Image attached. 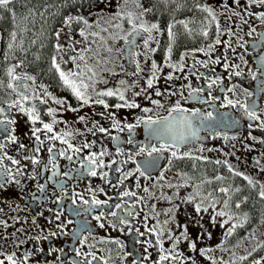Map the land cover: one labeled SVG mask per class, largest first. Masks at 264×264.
<instances>
[{
	"label": "flooded vegetation",
	"instance_id": "1",
	"mask_svg": "<svg viewBox=\"0 0 264 264\" xmlns=\"http://www.w3.org/2000/svg\"><path fill=\"white\" fill-rule=\"evenodd\" d=\"M45 1L49 0H20L12 2L10 10L0 9V121H5L0 124V144L5 145L0 150V172L11 169L9 175L19 181L0 188V260L8 264L6 257L12 255L16 264H203L189 244L211 232V224L198 219L213 217L223 208L217 201L236 206L235 198L241 193L243 212L261 214L264 208L260 195L264 190V77L257 66L264 52V23L257 15L264 7L248 6L247 0L239 5L233 0H78L55 8H29ZM203 2L207 5L198 6ZM205 7L213 10L215 19L203 11ZM21 17L24 22L14 29L12 20ZM68 17L74 18L70 26L65 23ZM141 23L158 25L147 47L148 33L139 29ZM35 26H39L36 32ZM252 28L255 31L249 35ZM53 60L60 71L73 74L70 79L78 86L87 85L81 87L89 98L87 104L64 85ZM153 61L159 70L149 88ZM8 69L19 79L9 76ZM117 89L139 107L117 108L124 103L118 96L98 95ZM157 90L162 95L157 96ZM100 99L107 108L96 103ZM228 100L238 103L233 107ZM177 102L187 111L171 112ZM240 104L254 108L258 119L250 120ZM32 108L39 116L35 123L26 114ZM145 108L150 111L144 112ZM193 112L198 115L193 117ZM208 113L211 119H206ZM173 116L188 117L196 137L179 144L178 151L173 147L149 157L150 146L171 143V138L149 136L138 118L162 122ZM45 123L52 125V132L43 128ZM129 124L138 126L130 133L125 127ZM33 128L41 130L40 142ZM174 129L181 130L180 125ZM183 131L190 135L186 127ZM13 135L15 142L10 140ZM54 135L61 139H53ZM140 147L146 150L137 155ZM172 151H177V157H172ZM93 154L104 164L96 167L95 176L81 167ZM26 156L39 163L33 165ZM9 157L19 160V165ZM153 158L157 165L145 171V162ZM18 168L22 175H16ZM220 185L227 191L221 193ZM93 199L102 203L93 204ZM252 200L259 204L251 210ZM183 226L188 240L180 236ZM243 227L245 232L248 227ZM169 233L180 237L175 248ZM162 254L170 258L161 262Z\"/></svg>",
	"mask_w": 264,
	"mask_h": 264
},
{
	"label": "snow or ice",
	"instance_id": "2",
	"mask_svg": "<svg viewBox=\"0 0 264 264\" xmlns=\"http://www.w3.org/2000/svg\"><path fill=\"white\" fill-rule=\"evenodd\" d=\"M12 2H13V0H0V9L10 10L8 8V6ZM233 2L235 4H237V5H239L240 0H233ZM247 4H248V6H251V5L264 6V0H247ZM246 10H247V7H246ZM145 11H149V9H145ZM203 11L207 12L209 16H211L213 19H215V15H214L213 10L211 8L205 7L203 9ZM234 15H240V13H234ZM248 15H253V13L248 12ZM257 18L262 23H264V12L259 13L257 15ZM73 19H74L73 17H68L67 20L65 21V23L70 26V24H71V22H72ZM241 19H242V21L244 23H247L246 20H243V17L242 16H241ZM185 27H187V25H185ZM139 29L142 30L145 33H148V38L145 40V46L146 47L148 46L149 40L152 39V35L151 34H152L153 30L159 31L157 24H151L149 26V25H146L144 23H141L139 25ZM136 30L137 29H136V27L134 25V31H136ZM254 31H255V28H252L251 31L248 34L251 35V33L254 32ZM81 34H83V33H81ZM230 34H234V33H231L230 32ZM12 35H13V37H15V33H13ZM129 35H131V33H129ZM168 35H169V38L170 39L173 37V33L171 31V28H169ZM203 35L207 36L208 33L207 32H204ZM238 39H240V38H238ZM220 42L221 41L219 40V38H217L216 41H215L216 44H219ZM240 46L243 47L244 45L241 44ZM9 47L11 48V45H9ZM212 47L213 46L210 45L209 46V49L211 50ZM232 50H233V52L235 51L234 48ZM151 51L154 52L155 49H151ZM171 51H172V49L169 46L168 49H167L168 57L169 58H170V55H171ZM81 59H83V57H81ZM240 59L243 60V57L241 56ZM215 62L218 63L219 61L217 60ZM261 64L264 65V60L261 61ZM170 66L175 67L174 65H170ZM53 67H55L56 70L60 73V78L63 81L64 85L67 86V87H69L71 89V91L73 92V94L76 96V98L78 100H81L84 104H87L89 102V98L87 96H85L84 92L81 91V87H84L86 89L87 88V85H80V86H78L77 83L74 80L70 79V76L73 75V74L70 73V74L66 75L64 72L60 71L59 66L56 64L55 60H53ZM227 67H228V65L225 64V68H227ZM235 67H239V65H236ZM137 68L139 70V65H137ZM151 69H152V73H153L152 78H150V79L147 80V85H148L149 88H151L153 86V81L157 78L156 77V73L159 70L158 69V66H157V64H156L155 61L152 62ZM89 71H91V69H89ZM13 72H14L13 69H8V75L9 76H11L13 79H19V77H15L13 75ZM235 74L236 75H241L240 72H236ZM26 78L27 79H33L30 76L29 77H26ZM167 78L168 79H172V76L169 75ZM252 78L253 79L256 78L255 77V74H253V77ZM214 82L215 81H213V83ZM121 83L123 84L124 82L121 81ZM8 87L11 88L12 85L9 84ZM209 87H211V85H209ZM229 91H232V89H229ZM98 95H101V96H109V97H111V96H118V99L121 100V101H123L124 103L123 104H117L115 106L117 108H120V107H130V108L139 107V105L136 104L135 102H129L125 98L124 93L122 91H120L119 89H117L116 91L108 90V91L99 93ZM137 95H139V93H137ZM156 95L157 96H160V95H162V93L157 90L156 91ZM248 95H251V93H248ZM25 99H27V97H25ZM57 103H63V102L62 101H57ZM96 103L103 104L105 108L108 107L107 103L104 100H102V99L97 100ZM152 103L155 104V105H157L158 107H163V105L158 100H153ZM227 103L228 104H231L233 107H235L238 102H235V101H232V100H228ZM240 107L244 108V110L247 113L248 118L250 120L258 119V117L256 115V111H255L254 108H249L248 106H246L244 104H240ZM21 110L22 111H25L22 106H21ZM49 111L51 113L52 110L50 109ZM143 111L144 112H148V111H150V109L145 108V109H143ZM170 111L171 112L183 113V112H185L187 110L180 108L179 103L177 102L176 106L174 108H172ZM0 112H3V109H0ZM34 113H35V108L28 109L26 111V114L29 116V119H31L33 121V123H35L36 120L39 119V116L38 115H34ZM197 115H198L197 112H193L192 113V116L193 117H195ZM211 118H212V114L211 113H208L206 119H211ZM80 119L83 120L84 117H80ZM2 123H5V121H0V124H2ZM7 123L12 124V123H15V121L9 120V121H7ZM140 123L144 124L147 127L149 136H152V137H155L157 139H160V138H162L165 135H169L170 138H171V143H163L162 142L159 147H156L154 145L150 146V150L148 151V156L149 157H152L153 153H162L164 151L170 150L173 147H176L177 148V151H178L179 144H182V143L186 142V140L188 139V136L183 131V129L185 127L190 131V135L192 137H196V130L193 129L192 121L188 117H181V119L178 121V123L180 125V128H181V130L179 131V133H177L176 131H174L175 125L172 122H168V123L164 124V126L162 128L161 127H153L154 125H161V121L154 120L151 117H148L146 119L145 118H138V124H140ZM138 124L137 125L129 124V125H126L125 127H127L128 130H129V132L131 133L132 129L134 127L138 126ZM115 126L116 127H119V123L116 122L115 123ZM43 128L45 130H47V132H52V125L51 124L45 123L43 125ZM99 130L101 132L105 131V129H103V128H100ZM5 131H8V130L5 129ZM40 131L41 130L39 128H33L32 129L33 135H35V138H36V140L38 142H40V136L37 133H39ZM52 138L53 139H61V137L55 136V135ZM114 139H116V138H114ZM10 140L12 142H15L16 141V137L14 135L13 136H10ZM62 142L63 143H67V141H65V140H62ZM129 143H132V140L131 139H129ZM68 146H69V148H72V145L71 144H69ZM87 146L88 145H85V147H87ZM4 147H5V145L0 144V150H3ZM19 147L20 148H24L25 145L20 144ZM145 150H146L145 147H140L139 152L136 153V154L139 155L141 153H144ZM37 151H39V150L37 149ZM48 151L51 152L52 149L49 148ZM74 151L79 152L80 149L76 148V149H74ZM177 151H172L171 152L172 157H177ZM61 155H63V152H61ZM101 155H104V153H101ZM9 159H11L12 164L19 165V163H20L19 160L12 159L10 157H9ZM25 159H31V162H32L33 165H36V164L39 163V160L37 158H35V157L30 158V157H27L26 156ZM67 159L71 160L72 157L71 156H68ZM2 161H3V157H0V168H3ZM113 162L115 163V161H113ZM157 162L158 161H157L156 158H153V159H151L149 161H146L145 162V171H147L148 168L155 167L157 165ZM217 163H219V161H217ZM81 167L82 168H85L88 171V174L89 175L95 176V175H97V172L95 170L96 167H104V164H103V161L102 160L101 161H98L97 158H96V156L93 154L92 156H89L87 158V163L86 164H83V163L81 164ZM136 170L137 171H140V167L138 166ZM229 170L231 171V168ZM11 171H12L11 169H4L2 172H0V180L3 181V182H0V188H2L4 186V183H8V182H15L17 184L19 183V181H14V178L9 175L11 173ZM22 174H23L22 173V170L18 168L17 171H16V175H22ZM55 175H57V173L54 171L53 172V176H55ZM65 175H67V173H65ZM104 175H106V173ZM127 175H131V173H128ZM140 175L141 176L145 175V172H140ZM237 175H239V173H237ZM5 176H8V179L7 180H4L3 179V177H5ZM31 178L32 179H35L36 177L35 176H32ZM245 179H248V182L250 184L252 183V180L249 179L248 177H245ZM39 187H40V191L43 192L44 191V185H40ZM262 187H264V186H262ZM101 191H102V189H101ZM146 191H147V189H146ZM221 191L222 192H226L227 190L226 189H221ZM125 195H129V193H125ZM260 195H261V197H264V190L261 191ZM189 199H191V198H189ZM84 203H87V201H84ZM92 203L93 204H100L102 202L99 201V200L93 199ZM225 207H227V202L225 203ZM236 207L239 208L240 205L237 204ZM196 211L197 212H200L201 211V208H200L199 205L196 206ZM204 211H207V209L205 208ZM129 214L131 215V213H129ZM111 215L112 216H116V213L113 212V213H111ZM217 215H219V216H225V215H227V213L224 212V211H221V212L217 213ZM59 218H60V214L58 213L57 216H56V219L59 220ZM229 218L231 219V217H229ZM95 219L100 220V217L97 216V217H95ZM246 219H247V217H245V220ZM119 222L120 223H126V221H124V220H120ZM69 223H71V221H69ZM223 223L224 224H227L228 221L225 220ZM103 226H104L103 224L100 225V227H103ZM221 226H223V224ZM59 227H61V229H62L63 228V225H60ZM201 227H202V225H201ZM236 227H237V225L236 224H233L232 227L230 229H228L227 235H231L232 232L234 231V229ZM183 228H184V230H183V232H181L180 236H182L185 240H188L187 226H183ZM152 231H155V230L153 229ZM51 235H56V233H51ZM37 239H39V238L37 237ZM169 239H174L173 248H175V245L180 242V237H173L171 233H169ZM157 243L160 244L161 251L163 252V245H162V243L159 240L157 241ZM189 247H190V249L192 251H195L196 250V243L195 242H191L189 244ZM77 254L79 255V252H77ZM200 254L201 255H204L205 254V251L204 250H201V253ZM0 255H2V253H0ZM89 255H91V253H89ZM176 255H178V254H176ZM176 255H172L171 258L172 259H175L176 258ZM93 258H95V257H93ZM169 258H170L169 255H163L162 254L159 259H160L161 262H163L165 260H168ZM6 259L8 261V264H16V261L13 259V256L12 255L7 256ZM241 259H244V257H241ZM0 264H5V262L3 260H0ZM193 264H195L194 261H193ZM213 264H215V262H213ZM256 264H259V262H256Z\"/></svg>",
	"mask_w": 264,
	"mask_h": 264
},
{
	"label": "rangeland",
	"instance_id": "3",
	"mask_svg": "<svg viewBox=\"0 0 264 264\" xmlns=\"http://www.w3.org/2000/svg\"><path fill=\"white\" fill-rule=\"evenodd\" d=\"M160 1L166 3L165 0ZM13 2L17 4L20 2V0H13ZM240 3H245V0H240ZM205 5H207V2H203L202 5L199 4L198 6L201 7ZM11 7L18 8L19 4L11 5ZM12 22L13 28L16 29L17 25H19V23H23L24 20L22 18L19 20L14 18ZM223 186L228 185L224 184ZM243 187L245 186L242 183L241 188ZM220 188L223 189L224 187L220 185ZM236 189L237 187L235 186L232 192H235ZM241 196L242 195L240 193V195L236 196L235 198L239 205H241L243 202V200L240 199ZM225 203L226 202L222 201V199L217 201V204L223 206V208H218L214 215H212L213 217L204 215L198 219V221H208L211 224V232L205 236H202L196 242V248L200 250L199 252L195 250L196 258H200L203 264H213V262H215V264H245L244 262L246 260L253 258L255 256L254 253L259 248L264 246V208L261 214H253L250 212H243L240 207L237 208L234 206L233 202H227V207H225ZM248 203L251 206V210L259 204L258 202L254 201ZM221 211L226 212L227 215H217V213ZM229 217H231V219ZM245 217H247L246 220ZM225 220L228 221L227 224L223 223ZM222 224L223 226H221ZM231 224H236L237 227L234 229L231 235H227L228 229L232 227ZM243 226L248 227L245 232ZM201 249L205 251L204 255L200 254ZM205 256L211 259L208 260L207 258H204ZM241 257H244V259H241ZM258 261H261L259 264H264V253H262L260 256L254 257L246 264H256Z\"/></svg>",
	"mask_w": 264,
	"mask_h": 264
},
{
	"label": "trees",
	"instance_id": "4",
	"mask_svg": "<svg viewBox=\"0 0 264 264\" xmlns=\"http://www.w3.org/2000/svg\"><path fill=\"white\" fill-rule=\"evenodd\" d=\"M71 1H78V0H49V1H45V2H43V3H41V4H39L38 5V7H29L31 10H39V9H41V7H42V5L43 6H51V7H53V8H55V6H57L58 4H62V3H64V2H71ZM62 10V9H61ZM22 18V17H21ZM38 27L39 26H35L34 28H33V31L34 32H36V30L38 29ZM43 28H42V26H41V30H42ZM41 30H39V31H41ZM244 193L243 194H248V192H245V191H243ZM250 202H253V201H250ZM262 253H264V246L262 247V248H259L254 254H255V256L254 257H256V256H260ZM253 257V258H254ZM253 258H251V259H248V260H246L244 263L246 264V263H248L250 260H252ZM240 264H242V263H240Z\"/></svg>",
	"mask_w": 264,
	"mask_h": 264
},
{
	"label": "water",
	"instance_id": "5",
	"mask_svg": "<svg viewBox=\"0 0 264 264\" xmlns=\"http://www.w3.org/2000/svg\"><path fill=\"white\" fill-rule=\"evenodd\" d=\"M262 60H264V52H263L262 56L257 59V66L261 68L260 74L264 77V65L261 64ZM178 121H179V119L176 116H173L169 119H166L165 121H162L161 125H155L154 127H161L162 128L164 126V124H166L168 122H172L176 126V125H179ZM174 131L179 133L180 129H174ZM187 136H188V139L186 140V143H189V142L194 140V137H192L191 135H187Z\"/></svg>",
	"mask_w": 264,
	"mask_h": 264
}]
</instances>
